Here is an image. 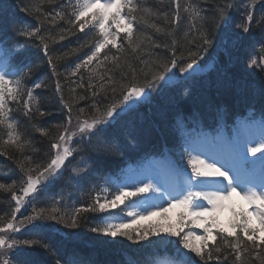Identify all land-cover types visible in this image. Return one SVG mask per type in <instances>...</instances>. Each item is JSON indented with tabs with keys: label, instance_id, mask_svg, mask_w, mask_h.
<instances>
[{
	"label": "trees",
	"instance_id": "obj_1",
	"mask_svg": "<svg viewBox=\"0 0 264 264\" xmlns=\"http://www.w3.org/2000/svg\"><path fill=\"white\" fill-rule=\"evenodd\" d=\"M144 1L145 4L141 5L139 10L132 12V15L136 16L134 26L138 31L136 36L132 37L133 43L129 44L128 40L118 42L115 46L109 43L91 62L85 63L87 57L95 51L94 47L100 36L92 28H85L84 32L82 30L80 33V22L75 20L72 4H67L64 0H6L10 7L17 9L15 24L4 27L6 34L16 37L19 26L17 22H23L26 18L36 24L35 30L39 29L34 36L19 38L33 44L22 52L23 57L17 56L15 63H18V58L23 60L22 65L29 61L23 82L40 79L44 80V87L43 111H34L27 115L15 144L6 138V126L0 125V184L5 185V188H0V228L11 219L14 209L13 196L22 193L27 185V176H37L54 158L53 144L63 133L69 108L73 113L77 111L80 117L90 119L95 116L97 108L99 111H105L106 106L118 97L116 91L123 89L134 78L143 83L147 73V78L151 79V74L157 71V61H169L173 52L176 56L183 55L186 58L189 50L197 51L196 44L200 42L197 33L187 34L180 26L172 24L171 15L169 16L170 0L142 2ZM208 3H211V9L205 27L212 41L216 42L219 31L216 26V8L223 7L225 0H208ZM19 8H24L25 11H20ZM263 12L264 10L254 12L250 30L247 32L248 37L240 38L242 46L234 45L233 48L227 49L230 53L228 57L220 55V68L202 75L199 82L202 86L196 88L198 90L193 89L186 99H165L169 90L166 85H161L154 92L153 101L141 111L122 115L120 123L117 120L115 129L106 130L99 136L90 135L87 141L77 144L75 153L79 156H72L61 178L56 180L46 194H56L69 189L63 182L64 177L71 171L70 167L75 161L81 160L87 169L78 182L81 189L78 226L64 227L61 232L50 230L38 238H25L35 243L23 244V249L12 257L11 264H57L58 260L60 264H72V257L83 249L97 250L95 256L101 257V261L106 264H131V260L141 261L146 256L144 253L160 247L162 244L157 243L160 237L156 236L141 241L120 237L111 240L102 232H94L92 229L101 226L99 222L105 213L83 209L95 206L97 197L100 202H103L105 197L112 198L106 195H112L113 189L110 188L108 192L106 187L109 185L103 180L107 173L104 172L118 170L124 163V156H127L125 159L138 160L156 151L155 147L159 146V143L155 142H160L161 135L167 137L172 146L176 145L182 124H178L180 120L176 121L175 115L180 114L184 120L213 118L222 121L227 115L237 116L247 104L257 105L264 114V69L258 67L251 72V69L248 70L245 66L248 61L244 65L241 64L246 62L245 54L247 56L249 48L255 46L253 43L264 45V21L260 20L264 17ZM228 37L231 42L239 41L237 34L232 36L233 38L230 35ZM44 45H47V52L44 51ZM204 51H201L199 56ZM78 61L82 64L80 70L70 71L69 62L76 64ZM235 81L246 84V87H233L230 82L235 84ZM29 169L32 171L29 172ZM45 204L46 200L43 206ZM167 239L172 241L167 244L168 249H174L178 238ZM229 240L231 244L237 242L232 237ZM241 241L239 260L235 259L236 251L224 245L219 235H216L215 240L207 241L209 249L221 248L220 253L213 251L212 259L201 261L195 254L192 255L194 260L202 264H264V246L253 249L251 242H247V238L242 234ZM245 242L251 255L244 251ZM257 243L259 244V241ZM45 244L49 247H44ZM257 252L260 253L259 259ZM127 256H130L131 260H127ZM217 256L220 259H216Z\"/></svg>",
	"mask_w": 264,
	"mask_h": 264
},
{
	"label": "snow or ice",
	"instance_id": "obj_2",
	"mask_svg": "<svg viewBox=\"0 0 264 264\" xmlns=\"http://www.w3.org/2000/svg\"><path fill=\"white\" fill-rule=\"evenodd\" d=\"M252 3H255V0H252ZM133 5V0H82L78 2L77 11L73 12L76 21H81V19L88 15V13L95 8L96 11L92 15L91 19L95 20L96 25H98V30L103 34V39H101L95 45V51L91 56L87 57V62H91L94 57L104 48L107 44L111 43L113 46L116 45L115 37L112 40H109V36L113 35L109 29L105 26V22L111 21L116 22L124 19V16L121 15L123 10H127V14L130 16V21L125 25L123 31L126 33V37L129 44L133 43V28L131 21L136 19L135 16H131V13L135 11ZM19 7V6H18ZM234 7V5H224L223 7L216 8L217 21L216 26L219 27L220 24L226 23V17L228 16V10ZM245 23L241 24L243 32L247 33L250 30L251 22L253 21L252 12L249 10L250 5H245ZM112 9H116L115 12H112ZM179 9V3L177 2V10ZM20 11H25L24 8H19ZM185 12L190 13L191 15V27L197 29V35L199 38V43L196 44L197 51L189 50L187 57L183 55L176 56L173 52V57L167 61H157L156 68L157 71L151 74V79H148V74H145V80L143 83H139L133 79L132 82L128 83L124 87V92L121 95L119 100H114L112 103L106 106L105 111L97 116H94L91 122L85 120L83 123L78 124L79 132H89L95 135H103L106 132V126L109 121L117 115V110L120 109V114L127 111L128 109L135 106L138 103L137 98H141L145 94L146 88H151L155 85L157 81L163 80L165 78V73L170 70V68H176L178 62L184 61V63L179 67V72L184 73L188 72L190 69H193V65L196 64V58L199 56L201 51L206 50L207 47L211 46L212 40L209 32L205 27L207 21V16L203 15L204 10L197 8L195 5H191L188 8H185ZM178 19V17H177ZM261 21H264V17L260 18ZM19 24V29L17 31L18 35H24L31 37L36 35V32L39 29L34 31H29V25L26 22H17ZM90 23V20H84L80 23L79 27L83 30L85 25ZM117 29H119V23H117ZM119 35V32L115 34ZM43 39V37H41ZM195 43V41H193ZM44 51L47 52V45H44ZM13 53L12 50L4 47L0 48V58H3L6 62L11 59ZM259 56V63L257 60ZM51 58H49L50 60ZM249 63L256 65L261 69H264V46H262L257 52L253 49V53L249 60ZM77 70L81 65H77ZM10 73L7 71L0 70V125L6 123L8 109L6 107L8 101L6 100V92L10 95L12 100H17L18 95L20 94L19 88H7L6 85L15 83L20 85L22 83L20 78H17L15 81L10 80ZM17 75L18 74H12ZM38 86V85H37ZM57 87H59L57 85ZM115 92V89L112 90ZM28 101H32L34 98L32 92L28 91L26 93ZM131 102V103H129ZM69 112L71 109L69 108ZM99 113V109L97 108ZM69 123H71V116H69ZM9 129H12L14 126L11 123L7 124ZM67 133V129H65ZM72 136L76 135L75 132L71 133ZM18 137H13V133H9V140L12 143H16ZM70 139V136L67 137ZM61 142L66 141V135L61 134L59 136ZM252 144L255 146H245L243 152L245 156L243 160L245 163H251L255 165L256 161H247L246 153L250 152L253 156H256L257 153H260L259 161L264 167V136H261L259 140L252 141ZM22 147V145H18ZM53 147L57 149L55 158L43 169L42 172L34 178L31 174L27 176V187L23 188V196L17 197L13 196V199L16 201L17 209L19 210V205L23 202L24 196H28L29 193H35L37 186L40 184V181L47 180L48 177L55 176L59 169L63 166L65 160L72 156L73 150L67 146H64L61 151V144H53ZM208 156L207 159L204 157ZM188 165L191 166V174L188 176L186 184L181 186L178 191L175 193L169 192L168 195L171 196V199L166 201L167 207L161 205L151 206L154 210L147 211V214L137 212H129L128 216L133 217L132 220L120 223L107 222V219H117L116 215L110 212L111 209H116L119 205L125 204V201H132V198L139 197L142 193H147L149 191L159 192L160 188H157L156 185L152 183L140 182V186L135 185H124L123 187L118 186L115 193L112 194V199L108 200L107 197L104 198V202H100V198L97 197L94 204L95 206H89L84 211H93V212H107L109 213L108 218L103 223V226H98L93 228L94 232L104 233L110 235L111 237H126L128 240L132 241H141L148 240L150 236L160 237L158 244H171L172 241L167 239L168 237H177L175 241V254L180 257V264H195L192 254H195V257H199L201 261L210 260L213 258V251L216 253L221 252L220 247H215L214 249H209L207 240H215L216 235H219L224 245L234 249L236 251L235 259H241V234L243 237L247 238V242H251L253 249L260 248L264 246V181L260 183H253L251 181L241 182L239 176L241 170L237 167L235 170L232 167V161L227 157L221 158L218 155H209L208 153L200 152L199 154L194 155L192 152L188 153ZM223 165L228 167V171L224 170V167L218 166ZM32 170L29 169V172ZM233 172V175L229 173ZM192 177H195L193 181ZM10 187V186H9ZM163 187V185H161ZM0 188H5V185L0 184ZM198 188L199 191H192L191 189ZM237 188H240L242 192H237ZM240 196L243 201L246 202L245 205H238L234 200V196ZM163 199V196L161 197ZM206 202V203H205ZM131 205H125V207H130ZM181 209L179 215L181 222L185 217L191 218L192 222L196 220H204L206 223L199 225L204 229V232L207 234L203 239L205 243L203 246L193 244L191 241L194 238L191 231L184 233L182 235L183 229L177 230V228L168 225L164 226L163 224H153L148 228H132V225L136 223L137 219H147L153 216H163L165 219L167 213L171 209ZM81 209H76V211L65 218L63 213H59V210L55 207L50 210L39 209L33 210V215L25 217L24 221H21L22 224L32 225L34 234L40 235L45 228H51L52 225H47L44 223H37V221H57L59 223H64L68 227H77L78 219L77 214ZM227 215H224V214ZM15 219V215H13ZM120 219H127L126 217H121ZM254 220L259 221V225H254ZM8 229H13V224L8 223ZM2 231V230H0ZM18 231V229H16ZM215 232V235L213 234ZM259 233L260 235H257ZM235 238L236 243L231 244L229 238ZM200 239V237H196ZM259 241V244L257 243ZM19 242L13 240L11 243L6 244V241L3 236H0V250L5 248L12 249L16 247ZM35 243V241H23V244L28 245ZM48 248L47 244L43 245ZM244 251L248 252L251 255V251L245 242ZM2 254V252H0ZM257 258H260V253H256ZM216 259H220L219 256ZM57 264H60L59 260ZM163 264H175V262L167 257L163 261Z\"/></svg>",
	"mask_w": 264,
	"mask_h": 264
},
{
	"label": "rangeland",
	"instance_id": "obj_3",
	"mask_svg": "<svg viewBox=\"0 0 264 264\" xmlns=\"http://www.w3.org/2000/svg\"><path fill=\"white\" fill-rule=\"evenodd\" d=\"M0 67H1V65H0ZM6 89V88H5ZM120 91V90H119ZM116 92H118V91H116ZM77 104V103H76ZM85 120H79V119H73V121H71V123H69V125H68V127H67V133H65V135H66V141L65 142H59L60 144H61V151H62V148L64 147V146H67V147H69L71 144H72V142H73V139H72V135H71V133H73V132H75L76 134L77 133H80L77 129H78V124H81V123H83ZM254 130H255V132H256V134L258 135V136H255V134H254ZM246 133H247V136H248V139L252 142V141H257V137L259 138V137H261V136H264V134L263 135H261V133H259V126L258 125H256L255 123H252V124H250L249 125V129H247V130H244ZM262 132V131H261ZM245 134V133H244ZM70 136V139H67V137H69ZM196 145H201L199 142L198 143H195V146ZM251 146H255L254 144L253 145H250V144H248V147H251ZM56 152H57V149H56ZM260 154V153H259ZM257 155H258V153L256 154V156H253L252 155V153H250V152H248V153H246V157H249V159H252V157L253 158H255V157H257ZM245 155H243V157H244ZM205 158V157H204ZM244 160H242V161H238V162H243ZM240 165V163L238 164V166ZM218 166H221V165H218ZM222 167V166H221ZM225 170V169H224ZM226 171V170H225ZM230 175H233L231 172L229 173ZM244 175V171H242L241 172V174H240V176H239V179L242 177ZM131 179L133 180V183L132 184H134L135 186H140V182L141 181H143L144 183H149V182H145L144 180H143V177L142 176H140V175H138L137 173H133L132 174V177H131ZM257 179L255 178V179H252L251 180V182H253L254 183V181H256ZM170 183H171V181L170 180H166L165 181V183L164 184H166V185H170ZM164 184H161V185H164ZM40 185V184H39ZM127 185H131L130 183H127ZM161 185L160 184H158L157 185V188H160V191L158 192V196H159V198L161 199V197L163 196V199H161V201H159L158 203H156L157 205H161V204H163V206L164 207H167V203H166V201H168V200H170V199H168V197H167V195H166V193H165V191H164V188L165 187H161ZM237 192H242V190L240 189V188H237ZM151 193H154V191H149V193L147 192V194H145V195H143L144 197H143V201L141 200V198H140V202L138 203V201H136V202H134V208H132V212H137V213H142V214H144V215H146L147 214V211H144V210H142L140 207H141V205L143 204V203H147V201H151ZM234 200L237 202V204L238 205H245L246 204V202L245 201H243L242 199H241V197L240 196H234ZM153 205H155V203L154 202H151L150 203V210H148V211H152V210H154L151 206H153ZM180 211H181V209H179V208H176V209H171L166 215H167V217H169V219H165L163 216H153V217H151V218H147V219H137V221H136V223L135 224H133L132 225V228H140V229H144V228H148L149 226H150V224L149 223H151V222H153L154 224H157V223H159V224H163L164 226H168V225H170V224H172L173 225V220L174 219H176V218H180V215H179V213H180ZM224 215H227L226 213L224 214ZM126 218L127 219H124V221L123 222H125V223H127L128 221H130V220H132L133 219V217H131V216H126ZM185 218H187V219H189V217H185ZM21 223V221L20 222H18V224H17V226H16V228L17 227H19V224ZM206 222L204 221V220H196L195 222H194V225H195V227L193 228V231L195 232V231H197V232H201L202 230H203V228L202 227H200L199 225H201V224H205ZM64 224V223H63ZM258 224V220H254V225L256 226ZM6 228V229H5ZM5 228H3L2 229V231L0 232V236H3L4 237V239H5V241H6V244H8V243H11L13 240H15V241H17V239L15 238V236H14V232H15V229L13 228V229H8L7 227H5ZM197 232H195V233H197ZM108 236V238H110L111 240L112 239H116L117 237H120L121 239H127L126 237H121V236H117V237H111L110 235H107ZM197 237H199V236H197ZM197 240H199V239H197ZM18 242V241H17ZM17 247V246H16ZM16 247H14V248H16ZM8 251L7 250H3V254H4V256H5V253H7Z\"/></svg>",
	"mask_w": 264,
	"mask_h": 264
},
{
	"label": "bare ground",
	"instance_id": "obj_4",
	"mask_svg": "<svg viewBox=\"0 0 264 264\" xmlns=\"http://www.w3.org/2000/svg\"><path fill=\"white\" fill-rule=\"evenodd\" d=\"M3 3H4V2L0 0V5H1V6H3Z\"/></svg>",
	"mask_w": 264,
	"mask_h": 264
}]
</instances>
